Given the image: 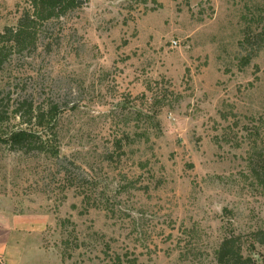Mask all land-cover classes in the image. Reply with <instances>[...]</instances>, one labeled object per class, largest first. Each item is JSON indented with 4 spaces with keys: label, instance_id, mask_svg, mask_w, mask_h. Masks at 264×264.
I'll return each instance as SVG.
<instances>
[{
    "label": "rangeland",
    "instance_id": "1",
    "mask_svg": "<svg viewBox=\"0 0 264 264\" xmlns=\"http://www.w3.org/2000/svg\"><path fill=\"white\" fill-rule=\"evenodd\" d=\"M28 100L63 157L0 142V264H216L230 235L264 264V0H86L0 71V110Z\"/></svg>",
    "mask_w": 264,
    "mask_h": 264
},
{
    "label": "trees",
    "instance_id": "2",
    "mask_svg": "<svg viewBox=\"0 0 264 264\" xmlns=\"http://www.w3.org/2000/svg\"><path fill=\"white\" fill-rule=\"evenodd\" d=\"M81 1L86 0H26L16 25L0 32V71L14 54L37 49L45 30L48 32L55 22L80 7ZM58 112L57 104L41 108L29 100L21 102L12 111L0 110V125L11 118H19L25 126L5 132L0 136V142L14 152H34L49 159L62 158L61 147L56 143ZM250 236L255 244L264 249V230L253 232ZM244 248L240 235L223 238L215 252L216 264H259L253 256L245 254Z\"/></svg>",
    "mask_w": 264,
    "mask_h": 264
},
{
    "label": "built area",
    "instance_id": "3",
    "mask_svg": "<svg viewBox=\"0 0 264 264\" xmlns=\"http://www.w3.org/2000/svg\"><path fill=\"white\" fill-rule=\"evenodd\" d=\"M176 45H177V42H174V41H173V46H176Z\"/></svg>",
    "mask_w": 264,
    "mask_h": 264
},
{
    "label": "water",
    "instance_id": "4",
    "mask_svg": "<svg viewBox=\"0 0 264 264\" xmlns=\"http://www.w3.org/2000/svg\"><path fill=\"white\" fill-rule=\"evenodd\" d=\"M80 4H82L83 3V1H81V2H79Z\"/></svg>",
    "mask_w": 264,
    "mask_h": 264
}]
</instances>
